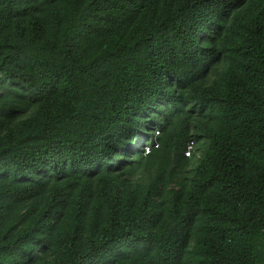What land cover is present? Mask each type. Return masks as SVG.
Listing matches in <instances>:
<instances>
[{
    "label": "trees",
    "instance_id": "trees-1",
    "mask_svg": "<svg viewBox=\"0 0 264 264\" xmlns=\"http://www.w3.org/2000/svg\"><path fill=\"white\" fill-rule=\"evenodd\" d=\"M0 264H264V0H0Z\"/></svg>",
    "mask_w": 264,
    "mask_h": 264
},
{
    "label": "rangeland",
    "instance_id": "rangeland-1",
    "mask_svg": "<svg viewBox=\"0 0 264 264\" xmlns=\"http://www.w3.org/2000/svg\"><path fill=\"white\" fill-rule=\"evenodd\" d=\"M147 151V149L145 148V152ZM200 154V151H198L197 152V156ZM186 155H187V153H186Z\"/></svg>",
    "mask_w": 264,
    "mask_h": 264
}]
</instances>
